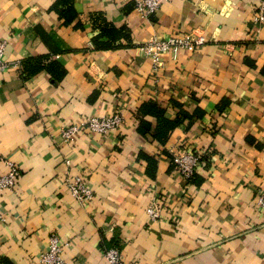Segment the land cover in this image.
<instances>
[{
	"label": "crops",
	"instance_id": "0c3cea01",
	"mask_svg": "<svg viewBox=\"0 0 264 264\" xmlns=\"http://www.w3.org/2000/svg\"><path fill=\"white\" fill-rule=\"evenodd\" d=\"M55 1L0 0L9 63L0 74V173L8 161L20 169L15 186L0 189V264H38L53 234L70 242L65 264H108L112 245L124 264H264L256 203L264 187V22L253 21L259 0H167L148 18L135 0H73L78 16L70 23L53 10ZM98 16L130 38L97 48ZM191 32L207 41L164 53L158 65L142 49ZM42 56L67 70L61 80L24 70V61ZM149 100L169 118L179 111L174 101L201 115L161 144L137 130L136 111ZM117 110L119 127L62 139L65 126ZM172 147L203 152L192 181L174 166ZM141 151L157 158L155 177ZM76 174L94 189L88 203L67 188ZM154 201L162 207L155 221L147 211Z\"/></svg>",
	"mask_w": 264,
	"mask_h": 264
},
{
	"label": "built area",
	"instance_id": "2783aa9c",
	"mask_svg": "<svg viewBox=\"0 0 264 264\" xmlns=\"http://www.w3.org/2000/svg\"><path fill=\"white\" fill-rule=\"evenodd\" d=\"M165 1L167 0H135V8L143 17L148 18ZM253 21L257 24L264 22V0H259L254 12ZM206 41L207 37L204 33L171 34L166 38H154L148 41L143 45L142 49L158 65L160 64L162 54L170 51L175 52L180 49L193 51L199 46H202ZM6 45V39L0 37V74L9 67V63L4 59ZM123 121V113L119 110L109 115H91L79 122L65 126L61 131V136L64 141H73L83 131L89 134H104L119 127ZM170 154L176 169L186 178L192 177L197 171L204 156L203 152L195 149L176 147L170 149ZM7 164V172L0 173V189L2 190L12 189L20 175V169L17 164L13 161H8ZM66 185L72 196L80 204L88 203L94 197V189L88 178L83 174H76L69 177L66 180ZM256 203L264 215V187L258 193ZM147 211L150 219L153 221L158 220L162 216V207L157 201H154L148 207ZM0 220H5V215L1 210ZM69 245V241L62 242L56 234L51 235L48 248L41 252L38 257V264H65L63 250ZM105 257L108 264H124L123 254L117 245L108 247L105 251Z\"/></svg>",
	"mask_w": 264,
	"mask_h": 264
},
{
	"label": "trees",
	"instance_id": "16d2710c",
	"mask_svg": "<svg viewBox=\"0 0 264 264\" xmlns=\"http://www.w3.org/2000/svg\"><path fill=\"white\" fill-rule=\"evenodd\" d=\"M59 17L63 19L64 23H70L74 18L78 16L77 11L74 9L73 0H56L52 6ZM97 25L95 29H98L97 33L92 37V41L97 48L108 49L117 47L120 43L118 41L130 38V32L123 28L116 27L113 23L107 21L102 16H98L96 19ZM79 24V23H78ZM49 56L38 57L36 64L32 61H24V70L28 71L29 74H33L41 69L47 70L51 73L52 77L56 80H61L66 74L67 70L59 64L55 59H49ZM47 60L48 62H45ZM175 106L179 108L178 114L174 118H169L166 115L165 107L161 106L157 101L149 100L143 102L137 109L135 117L138 120L137 130L142 135L152 133V136L161 144H165L171 133L175 128L182 125L185 120L193 119L198 115H201L200 110H196L194 113H190L185 110L180 103L174 101ZM149 117L156 119V124L153 125L152 120ZM140 157L147 160V173L151 177L156 176L158 162L155 155L148 154L145 151L139 153ZM172 159V156H170ZM175 166V164H174ZM196 172L190 177V181L195 177ZM3 264H10L8 261L3 260Z\"/></svg>",
	"mask_w": 264,
	"mask_h": 264
}]
</instances>
